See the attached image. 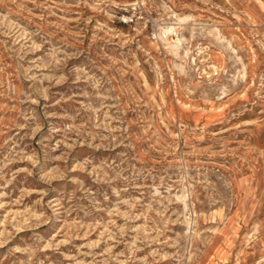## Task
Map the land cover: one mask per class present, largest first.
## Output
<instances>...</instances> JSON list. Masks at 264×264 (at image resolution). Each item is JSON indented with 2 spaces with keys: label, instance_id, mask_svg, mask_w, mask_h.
I'll return each instance as SVG.
<instances>
[{
  "label": "rangeland",
  "instance_id": "1",
  "mask_svg": "<svg viewBox=\"0 0 264 264\" xmlns=\"http://www.w3.org/2000/svg\"><path fill=\"white\" fill-rule=\"evenodd\" d=\"M0 264H264V0H0Z\"/></svg>",
  "mask_w": 264,
  "mask_h": 264
},
{
  "label": "bare ground",
  "instance_id": "2",
  "mask_svg": "<svg viewBox=\"0 0 264 264\" xmlns=\"http://www.w3.org/2000/svg\"><path fill=\"white\" fill-rule=\"evenodd\" d=\"M180 15V14H179ZM186 16V15H185ZM177 18V16H176ZM186 18L185 17H178V20H179V25H177L178 27H182V22L185 20ZM189 20V19H188ZM171 23V22H170ZM184 23V22H183ZM173 24H166V25H163L161 27L160 32H159V36L161 37L162 40L165 41V44H167V46H169L170 50L171 51H178L177 49L179 47H181V45L183 44V40H184V37L183 36H179L176 40H170V34L173 32V30L177 27ZM190 28V27H189ZM191 29V28H190ZM219 32V31H218ZM217 32V33H218ZM194 36V35H193ZM220 37V36H219ZM226 39V38H225ZM186 41V40H185ZM225 46V45H224ZM232 48V47H231ZM180 49V48H179ZM234 49V48H233ZM232 49V50H233ZM180 52V51H179ZM180 54V53H179ZM182 54V53H181ZM181 57V55H180ZM185 59V58H184ZM184 62V61H183ZM186 62V61H185ZM183 64V63H182ZM178 67V66H177ZM181 67V66H180ZM244 68V66H243ZM183 69V68H182ZM242 71V70H241ZM244 72V71H243ZM242 72V73H243ZM245 77V72L242 74V78ZM223 85V84H222ZM223 90V89H222ZM206 92V91H205ZM223 92V91H222ZM45 162V161H44ZM186 206V205H185Z\"/></svg>",
  "mask_w": 264,
  "mask_h": 264
}]
</instances>
